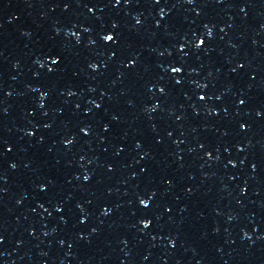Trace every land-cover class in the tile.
I'll list each match as a JSON object with an SVG mask.
<instances>
[{
  "label": "snow or ice",
  "instance_id": "6c2138e0",
  "mask_svg": "<svg viewBox=\"0 0 264 264\" xmlns=\"http://www.w3.org/2000/svg\"><path fill=\"white\" fill-rule=\"evenodd\" d=\"M108 40H112L113 38L111 36H108L107 37ZM202 43V42H201Z\"/></svg>",
  "mask_w": 264,
  "mask_h": 264
}]
</instances>
